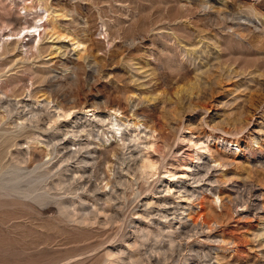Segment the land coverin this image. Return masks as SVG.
<instances>
[{
  "label": "rangeland",
  "instance_id": "obj_1",
  "mask_svg": "<svg viewBox=\"0 0 264 264\" xmlns=\"http://www.w3.org/2000/svg\"><path fill=\"white\" fill-rule=\"evenodd\" d=\"M43 1L86 51L31 46L35 22L50 40ZM0 28V264H264V0H0ZM196 67L200 97L177 108Z\"/></svg>",
  "mask_w": 264,
  "mask_h": 264
},
{
  "label": "bare ground",
  "instance_id": "obj_2",
  "mask_svg": "<svg viewBox=\"0 0 264 264\" xmlns=\"http://www.w3.org/2000/svg\"><path fill=\"white\" fill-rule=\"evenodd\" d=\"M42 2V1H41ZM44 2V1H43ZM35 4V3H34ZM25 9H32V5L31 6H23ZM37 7V6H36ZM39 7L40 8H42L43 10H44V12H46L47 13V24H45L46 26L44 27V30L46 31L45 33H47L48 35H49V38L46 36V38H48V39H50L47 43H45V42H43L44 40H43V38H42V36H41V34L43 33L42 31H40V25L37 23V22H35L34 24H31V26L29 25L28 26V34L30 35V34H34V33H38L39 34V38H40V40H39V42H37V45H31V46H47V48L50 50V52H49V61H51L52 62V60H54L56 57H58V56H60V55H62V54H64V55H67V54H70L72 51L73 52H77V51H80V49H83L82 50V52L83 51H86V48H87V44L85 43V41H83V40H81L80 39V37H79V35H78V33L76 32V31H72V30H70L69 28H65L64 30H61L60 29V27H61V24H59L60 22L59 21H61V20H64V16L66 17V15H67V13H66V15H65V13L62 11V9H58V8H56L54 5H50V4H48V3H46V2H44V3H39ZM27 11V10H26ZM38 17H40V19H42V16H41V14L40 15H37ZM37 17V18H38ZM68 17V16H67ZM36 18V19H37ZM14 20H15V18H14ZM71 20V19H70ZM14 22H16L17 24H19L20 23V20H19V18L18 17H16V21H14ZM10 24V23H9ZM9 24L7 25V23H6V25L7 26H9ZM20 25H21V23H20ZM23 25V24H22ZM42 26H44V25H42ZM5 27V26H4ZM3 27V28H4ZM15 28H12L11 29V31H13V32H11L10 34H8V35H18L19 36V34L21 33V31L22 30H20V29H18V32H16L17 31V27H16V25L14 26ZM6 28V27H5ZM4 28V29H5ZM19 28V27H18ZM21 28V27H20ZM1 29V28H0ZM15 31V32H14ZM45 36V35H44ZM45 39V38H44ZM4 43H5V46H6V50L9 52V51H11V46H25L24 44H22V41H21V39L20 38H17V39H13V38H11V39H6L5 41H4ZM15 49V48H14ZM13 49V50H14ZM39 49H40V47H39ZM185 49V48H184ZM195 49V48H194ZM194 49H185L184 51H185V55H187V59L189 58V60L190 59H196V57L198 56H196V51L194 50ZM42 52V51H41ZM41 54V53H40ZM83 55V54H82ZM50 62V63H51ZM148 65V66H147ZM146 65V69H145V73L146 72H148L150 75H153V74H155L154 73V68L152 67V66H150V64L148 63ZM139 71H140V69H138ZM201 71L202 70H200V67H196L195 68V73H196V79H195V81L197 80V81H199V79H200V75H201ZM142 72V71H141ZM43 79V78H42ZM196 81V82H197ZM202 81V80H201ZM203 82V81H202ZM193 84H195V83H193ZM192 84V85H193ZM176 85V84H175ZM191 85V86H192ZM205 85V84H204ZM179 86V85H178ZM177 86V87H178ZM200 86H202V85H199V83L197 82L196 83V85H194V86H192L190 89H185V87H184V89H182V88H178L177 90H176V87H175V90H174V92H173V94H172V96H174L175 97V104L174 105H177V108L180 106V107H182V104L181 103H184V101H185V103L187 102V104L188 105H191L192 104V102H193V100L196 98V99H198L200 96V94H201V92H200V89H199V87ZM183 87V86H182ZM199 89V90H198ZM198 91V92H197ZM166 92V91H165ZM160 93V92H159ZM162 93V92H161ZM165 95V94H164ZM129 96V95H128ZM126 97V98H128L127 99V102H128V104L129 105H133L136 101H138V99H139V97L138 96H136V95H131V96H129V97ZM157 96V95H156ZM166 96V95H165ZM168 97V96H167ZM141 98V97H140ZM144 98V97H143ZM151 99H156L155 97L154 98H152V97H150ZM143 99V101H147V102H149L151 99ZM159 98H161V95H158V97H157V99H159ZM172 98V97H171ZM58 100V99H57ZM140 100V99H139ZM163 100H164V98H163ZM167 100V99H166ZM172 100V99H171ZM152 101V100H151ZM150 101V102H151ZM154 101V100H153ZM169 101V100H168ZM167 101V102H168ZM156 103H157V101H155ZM77 103V102H76ZM171 103V102H170ZM62 104V103H61ZM83 104V103H82ZM161 104V103H160ZM79 105V104H78ZM170 105V104H169ZM74 106V105H73ZM80 106V105H79ZM75 107H77V106H74L73 107V109L75 108ZM163 107V106H162ZM171 107V106H170ZM173 107H175V106H173ZM83 108V107H82ZM108 110H111L110 111V116H113V115H115V117H117V115L116 114H118V113H121V112H123L122 110V108H121V106L119 105V104H113V103H111V105H108ZM164 108V107H163ZM72 109V108H71ZM173 109V108H172ZM171 109V110H172ZM60 110H62V108H60ZM64 110V109H63ZM76 110V109H75ZM87 111H93V109H89V110H86L85 112H87ZM181 111V110H180ZM174 112V114H173V116H174V118H172V119H176V115L177 114H179V112L177 111V113H176V107H175V110L173 111ZM131 113V112H130ZM20 114V113H19ZM34 114V113H33ZM42 114V113H41ZM134 114V113H133ZM35 115V114H34ZM66 116V115H68L67 114V112L66 111H63V114H60L59 115V117L60 116ZM70 115V114H69ZM135 115V114H134ZM10 116V115H9ZM31 116L33 117V115L31 114ZM172 116V117H173ZM30 117V116H29ZM36 117V116H35ZM42 117V116H41ZM178 117V116H177ZM10 118V117H9ZM26 118H28V117H26ZM149 118V117H148ZM168 118H170V117H167V119ZM137 119V118H136ZM171 119V118H170ZM26 120V119H25ZM36 120V119H35ZM41 120V119H40ZM39 120V121H40ZM140 120V119H139ZM138 120V121H139ZM166 120V119H165ZM29 121H30V119H29ZM100 121L101 122H104L103 121V119H100ZM118 121V119L116 118L115 119V122H117ZM32 122V121H31ZM137 122V121H136ZM165 122V121H164ZM174 122V121H173ZM167 123V122H166ZM134 124H136V123H134ZM117 125L119 126V128H117V130H120V124L119 123H117ZM140 125V124H139ZM141 125H144V127H145V129H148L149 130V132L150 133H154V131H157L158 130V128L160 127V125L157 123V122H155L154 120L152 121V120H148V119H146ZM162 125H164V124H162ZM167 126H169V127H171L173 130H174V134H176L175 132H176V129L174 128V126H173V124L172 123H168V124H166ZM24 126V125H23ZM18 128V127H17ZM185 128H187L188 129V127H185ZM163 129V128H162ZM171 129V130H172ZM189 129H190V127H189ZM199 129H201V128H199ZM198 129V130H199ZM83 130V129H82ZM85 130V129H84ZM162 131V130H161ZM201 131V130H200ZM200 131H198L199 133H197L198 134V139H197V141L195 142V145H201L200 146V148H204L206 151H208V153H209V156H210V158H212L213 160H214V165L213 166H223V163H222V160H226V159H230V158H228V156H225L224 154H222V153H216V151L212 148V147H210V145L208 144V143H205L204 141H201L202 139V133L203 132H200ZM159 132V131H158ZM192 133H190L189 135L191 136L192 134H193V130L191 131ZM148 134V133H147ZM116 137V136H115ZM183 139L182 140H185L186 139V136H183L182 137ZM190 138V137H189ZM212 138L213 139H216V137H214V136H212ZM116 139V138H115ZM178 139H180V136H178ZM181 140V139H180ZM181 140V141H182ZM190 140H192V136H191V138H190ZM115 141V140H114ZM210 141V140H209ZM222 141L224 142H226V143H228L229 141H228V139H225V138H222ZM166 145V144H165ZM168 147V146H167ZM192 147V146H191ZM78 149H79V147H78ZM73 151V150H72ZM215 151V152H214ZM80 152V151H79ZM174 152V151H173ZM183 153H185V152H183ZM171 154V153H170ZM169 154V155H170ZM188 156H189V153L187 154ZM195 158H197V160H199V159H201L202 157H201V154H199V153H195ZM233 155V154H232ZM157 156H160V155H157ZM172 156V155H171ZM50 159H52V158H50ZM232 159H234V158H232ZM158 160H159V157H150V156H147V157H145V158H141V160H140V162H141V164L139 165L138 163V165H139V167H138V169L141 171V173H145V172H147V169H156V166H157V162H158ZM168 160V159H167ZM196 160V159H195ZM212 160V161H213ZM125 161V160H124ZM230 161H231V159H230ZM139 162V163H140ZM168 162V161H167ZM198 162V161H197ZM127 163V162H126ZM161 163V162H160ZM210 163V162H209ZM229 163H231V162H229ZM237 163V162H236ZM135 164H136V162H135ZM169 164V163H168ZM109 165V164H108ZM124 165H125V163H124ZM130 165V164H129ZM165 165H167V163L166 162H163L162 163V169H163V167H166ZM173 167H174V165H173ZM206 169H208L209 167H210V165L209 164H206ZM212 167V166H211ZM130 168V167H129ZM210 169V168H209ZM209 170H207L206 171V175L210 172H208ZM168 172L169 173H172V171L171 170H168ZM147 173H149V172H147ZM175 174L176 173H172V176H175ZM198 175H202V173L201 172H198L197 173ZM106 175V174H105ZM204 176V175H203ZM106 178H107V176H106ZM110 178H112V177H110ZM205 178V177H204ZM122 179V178H121ZM201 179V178H200ZM198 180V179H197ZM202 180V179H201ZM204 180V179H203ZM199 182V181H198ZM114 183V182H113ZM112 186V185H111ZM246 186V185H245ZM249 187V186H248ZM253 189V188H252ZM248 190V189H247ZM252 192V191H251ZM190 193V192H189ZM250 193V192H249ZM194 194V193H193ZM252 194V193H251ZM249 196V195H248ZM223 197H220L219 195L218 196H216V200H221ZM213 201H215V200H213ZM231 201V200H230ZM247 201V200H246ZM224 201H222V202H220V208H221V211L223 210V208H224V206H226V202H224ZM229 201H227V203H228ZM206 203H207V201H206ZM213 203V202H212ZM230 205V204H229ZM231 207V206H230ZM201 208H202V211H200L199 213H198V218L197 219H195L194 220V222H193V226L195 227V226H197V222H198V220L201 218V217H203V218H206L205 216L206 215H208V214H206V210H207V208H209V209H212L213 208V206L212 207H207V206H205L204 207V203L202 202L201 203ZM218 208H219V205H218ZM214 209V208H213ZM228 209V208H227ZM206 211V212H205ZM210 211V210H209ZM216 211V210H215ZM225 211V210H224ZM213 213H214V211H213ZM218 213V212H217ZM225 213V212H224ZM230 213V212H229ZM234 213V212H233ZM206 214V215H205ZM211 214V213H210ZM215 214V213H214ZM220 214V213H219ZM212 215V214H211ZM215 215H217V214H215ZM226 215V214H225ZM229 215H231V214H229ZM219 216V215H218ZM231 216H233V215H231ZM219 217H222V215L221 216H219ZM227 217H228V215H227ZM234 217V216H233ZM193 218V217H192ZM193 220V219H192ZM201 220V219H200ZM225 220V219H224ZM232 220V219H231ZM205 223H206V221H205V219L204 220H202L201 221V226L204 224V226H205ZM207 223H209V221L207 222ZM208 225H210V224H208ZM191 226H192V224H191ZM204 226H203V228H204ZM190 227V226H189ZM193 227V228H194ZM201 228V227H200ZM195 229V228H194ZM259 235V234H258ZM254 239H256V238H254ZM258 240V239H257ZM260 240V239H259ZM223 241V240H222ZM235 242V241H234ZM232 243V242H231ZM234 244V243H233Z\"/></svg>",
  "mask_w": 264,
  "mask_h": 264
}]
</instances>
